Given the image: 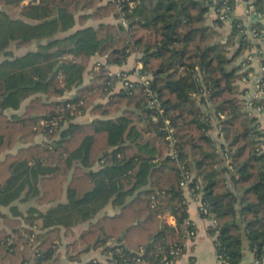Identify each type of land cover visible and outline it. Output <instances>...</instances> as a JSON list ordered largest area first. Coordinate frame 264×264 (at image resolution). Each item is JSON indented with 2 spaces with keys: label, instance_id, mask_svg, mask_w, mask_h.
I'll return each mask as SVG.
<instances>
[{
  "label": "trees",
  "instance_id": "obj_1",
  "mask_svg": "<svg viewBox=\"0 0 264 264\" xmlns=\"http://www.w3.org/2000/svg\"><path fill=\"white\" fill-rule=\"evenodd\" d=\"M4 1L22 0L0 3ZM233 3H215L218 26L223 21L218 12L225 8L230 15ZM253 5L264 14V0ZM24 9L38 22L16 25L21 36L80 27L56 39L48 54L29 53L0 64L1 106L16 107L35 92L46 95L32 97L18 119L9 120L0 111V152L17 138L31 142L39 132L50 140L22 147L0 161V204L37 195L40 186L42 199H56L73 168L67 203L52 211L57 213L44 215V223L69 227L111 201L119 211L99 217L78 240L105 245L107 262L93 259L86 264H137L134 258L142 248V257L160 263L172 248L179 247L180 256L188 231L195 230L187 223L180 184L187 174L186 189L215 221L208 232L218 254L229 264H243L245 239L254 259L264 264V133L240 98L238 80L251 69L229 66L253 46L252 39L243 36L230 54L244 26L233 20L225 41H217L220 33L206 24L208 6L203 0H28ZM109 16L118 22L103 20ZM88 19L99 21L85 26ZM251 28L264 44V25L258 21ZM133 52L139 53L138 71L147 85L132 81L114 91L121 77L107 66L122 65ZM94 56L105 60L97 72L96 61L91 63ZM85 71L91 78L80 86ZM73 86H79L75 95L62 98ZM146 87L156 94L161 112L150 105ZM68 102L80 104L71 110ZM253 105L264 108V98ZM87 110L103 118L72 122ZM53 115L63 116L57 126L40 124ZM213 128L222 135L219 145L211 136ZM73 161L78 164L72 166ZM95 162L100 167L90 169ZM11 210L15 217L0 214V264L54 262L51 235L41 238L21 224L14 207ZM169 214L174 225L166 222Z\"/></svg>",
  "mask_w": 264,
  "mask_h": 264
},
{
  "label": "crops",
  "instance_id": "obj_2",
  "mask_svg": "<svg viewBox=\"0 0 264 264\" xmlns=\"http://www.w3.org/2000/svg\"><path fill=\"white\" fill-rule=\"evenodd\" d=\"M205 5L208 6V11L205 15V22L208 25L216 26L220 35L217 38V41H225L232 28V21L236 20L240 22L244 26V31L240 35L237 36V41L235 45L231 48V52L234 51L239 43V40L245 36L246 38H250L248 34V28L251 27L252 23L261 22L264 25V14L259 13L255 10L253 2L255 0H234L233 9L228 15L226 20H223L218 26L216 24L217 15L215 10V3L218 0H203ZM28 4V0H22L20 2H2L0 3V25L3 28L6 27V31L0 32V64L4 62H11L16 58L23 57L29 53H43L48 54L52 52L55 48L54 43L56 39H62L74 32L77 28L80 27L79 24H76L72 29L67 31H57L53 35L48 36H35V35H19V32L15 29L16 25L19 23H24L28 26H34L37 24V20L31 17H27L23 12L24 6ZM251 6V7H250ZM263 15V16H262ZM92 20V19H88ZM87 20V21H88ZM104 21H108L111 23H117L118 19L113 16H109ZM85 22L86 25L96 26L99 20H97L96 24H90ZM94 21V20H92ZM11 24L10 28H7L6 24ZM1 28V27H0ZM251 39V38H250ZM253 46L245 49L242 54L235 58L230 67L239 66L240 70H245L250 68L248 74L243 76L246 77V81H244L241 77L238 80L240 89L243 90V93L240 94V98L244 99L246 103V98L252 89V82L250 81V73L263 65L264 60V44L263 42L256 38L252 39ZM4 45V46H1ZM248 53H252V60L249 63L248 67H241L242 62L245 60V57ZM64 56L74 59L72 55L64 54ZM139 53L133 52L130 54L122 65H108L107 67L112 73H116L118 71L124 72L128 74V79L131 81H139V79L143 76L139 74V69L142 66L141 62L138 60ZM77 61V59H76ZM95 61H100L101 64L105 62L103 57L94 56L91 60V63ZM9 66V65H7ZM6 68V67H4ZM62 76L59 75V78ZM91 78L90 72L85 71L82 76V82L80 86L84 85ZM122 81V80H121ZM120 80L115 83L114 91H118L121 89L123 85ZM79 86H73L70 89L66 90L62 95V98H69L74 96L76 93V89ZM41 96V98H45L46 95L42 92H35L28 94L23 99L20 100L18 106H1L0 103V111L6 116L7 119L13 120L18 119L23 115L29 100L32 97ZM52 99H58L53 97ZM51 99V100H52ZM2 98L0 99L1 102ZM208 112L212 111V107L210 104H207ZM35 113H32L31 116H35ZM117 115V114H116ZM115 115V116H116ZM100 117L94 113L87 111L79 113L72 122L74 123H90L93 120ZM216 119V118H214ZM211 136L219 145L223 142L222 135L219 132V129L214 128L210 131ZM50 141L46 138V136L39 132L33 136V140L30 142H25L19 140L15 141V143L10 147L0 152V161L5 158L7 154H16L17 151L22 147H27L34 143H46ZM264 141V136H263ZM74 166L78 164L77 162H72ZM100 167L98 162H95L90 169L96 170ZM87 170V168H85ZM73 168L69 170L67 182L64 183L62 189L61 196L54 199H42L43 190L41 186L39 187V193L37 195L28 194L27 198L20 197L19 199L14 200L9 205H1L0 204V214H4L12 217L13 212L11 207H14L20 215L16 217L20 219L21 224L24 227H29L34 232H36L41 238H45L49 234L51 238H53V245L56 249L55 256L52 258L54 262H50L48 264H86L88 261L97 260L100 262H107L105 255V245H93V244H80L78 242L80 233L87 229L88 226L95 222L99 217L103 215H114L119 211L118 207H115L111 201H108L101 209L97 211L96 214L90 216L85 219L74 220L69 227L57 225V224H45L46 220H44L43 216L47 217L49 213L53 210H56L58 205H64L67 203V195H66V186L67 183L71 181V174ZM49 193V190H46ZM184 195L187 200V212H188V220H190L194 226V235L191 236L185 243V250L179 256V258L175 261V264H217V252L214 247V238L208 232L212 218L210 216H204L199 212V200L192 195V193L185 189ZM238 212V211H237ZM57 213V212H56ZM239 215V214H238ZM14 216V215H13ZM15 217V216H14ZM78 218V216H77ZM16 219V218H15ZM49 221V218H46ZM55 222V219L52 223ZM166 222L168 224L174 225L175 219L172 215H166ZM7 229V228H6ZM112 241L110 240V243ZM254 257L253 253L249 247L247 240L244 239L243 247H242V261L243 264H253Z\"/></svg>",
  "mask_w": 264,
  "mask_h": 264
},
{
  "label": "built area",
  "instance_id": "obj_3",
  "mask_svg": "<svg viewBox=\"0 0 264 264\" xmlns=\"http://www.w3.org/2000/svg\"><path fill=\"white\" fill-rule=\"evenodd\" d=\"M224 1H227V0H224ZM218 17L222 20H226L228 18V15H226V12H225V8L220 9V12H218ZM120 21L123 25H126V22L123 19V17H120ZM260 31L263 32V30H260ZM247 32H248L249 37L251 39L256 38V31L254 29L249 27ZM252 56H253L252 53H248L247 56L245 57V60L242 62L241 66L248 67L249 63L252 60ZM100 65H101V62L97 61L95 63L94 69H98ZM115 74L117 76L121 77L119 71L116 72ZM121 74H123V73L121 72ZM249 76H250V81L252 82V89L246 98V107L250 111L251 115L256 117L255 122L258 124V129H260L264 133V108L262 106L253 105L254 101H257L260 98H264V65H261L258 68V70H255L252 73H250ZM242 79L244 81L247 80L246 77H243ZM121 80H122L123 86H129L132 83V81L128 78H125V76L121 77ZM139 81L141 83H143L144 85H147V82H148V80L144 76L141 77L139 79ZM145 91L150 96V105L153 107L155 106L157 108V110L161 112V110L159 108V101L157 99L156 94L153 93V91H151L147 87L145 88ZM79 104H80V102H76V103L68 102L66 104V108L74 110L75 107ZM62 119H63L62 115H53V116H50L49 118L41 119L40 124L53 128V127L57 126ZM219 132H220V130H219ZM171 152L174 154V151H171ZM188 181H189V176L186 174L184 176V179L180 182L181 186L184 189L187 188ZM189 191L191 192L190 189H189ZM195 198L198 199V197H196V196H195ZM199 212L204 216H206L208 213L207 209L203 206V204L200 202V200H199ZM187 223L193 225L190 220H188ZM214 223H215V221L212 219L211 224H214ZM187 235L189 238L191 236H193L194 230L188 231ZM158 248L159 247H156V249H158ZM179 250H180L179 247L170 249L169 255H164V257H162V260L160 261V263H156V262H154L148 258L142 257V254L144 252L143 248H142L139 250L138 255L136 256V258H134V260L137 264H175V261L179 258ZM167 256H169V257H167ZM217 264H229V263L222 256H220L217 253ZM253 264H259V261L254 259Z\"/></svg>",
  "mask_w": 264,
  "mask_h": 264
},
{
  "label": "rangeland",
  "instance_id": "obj_4",
  "mask_svg": "<svg viewBox=\"0 0 264 264\" xmlns=\"http://www.w3.org/2000/svg\"><path fill=\"white\" fill-rule=\"evenodd\" d=\"M102 1H104V0H102ZM90 11V10H89ZM111 17V16H110ZM105 18H107V17H104L103 19H105ZM87 23H92V24H96L97 23V20H94V21H92V20H88L87 21ZM97 62V61H96ZM95 66V65H94ZM94 66H93V72H97L98 70H99V68L98 69H94ZM100 67V66H99ZM120 72V71H119ZM123 74H121V72H120V75H121V77H124L125 76V78H127L128 77V74L127 73H124V72H122ZM120 82L121 83H119V84H121V85H123V83H122V81L120 80Z\"/></svg>",
  "mask_w": 264,
  "mask_h": 264
},
{
  "label": "water",
  "instance_id": "obj_5",
  "mask_svg": "<svg viewBox=\"0 0 264 264\" xmlns=\"http://www.w3.org/2000/svg\"><path fill=\"white\" fill-rule=\"evenodd\" d=\"M216 252L218 253V252H219V250L217 249V250H216Z\"/></svg>",
  "mask_w": 264,
  "mask_h": 264
}]
</instances>
